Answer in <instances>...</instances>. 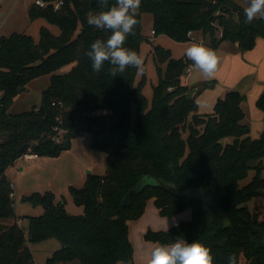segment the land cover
Returning a JSON list of instances; mask_svg holds the SVG:
<instances>
[{"label":"trees","instance_id":"1","mask_svg":"<svg viewBox=\"0 0 264 264\" xmlns=\"http://www.w3.org/2000/svg\"><path fill=\"white\" fill-rule=\"evenodd\" d=\"M42 1L45 7L29 6L28 19L43 20L58 34L42 26L37 41L15 32L0 37V221L15 218L6 170L26 154L56 158L73 139L88 135L91 148L105 155V172L87 175L79 189L68 188L83 208L79 216L68 215L50 192L22 196L43 214L27 218V236L17 223L0 222V264H34L28 244L50 239L60 248L45 264H132L127 222L139 219L150 199L161 217L185 210L191 217L165 231L148 229L145 241L198 242L210 249L213 264H229V257L234 264H264V216L247 206L253 198L264 200V89L255 104L263 113V131L252 139L243 123L244 95L230 90L210 114H198L196 97L215 81L182 84L193 61L154 45L158 80L149 103L142 93L145 75L135 83L137 68L114 76L105 62L97 73L86 55L92 42L112 34L89 25L88 14L107 11L116 0ZM142 14L151 15L153 36L178 43L199 38L212 50L228 42L246 52L264 38V17L246 22L234 0H141L124 45L138 55L140 45L151 42L142 34ZM43 76L49 80L39 105L10 113L17 96ZM249 172L253 177L240 186Z\"/></svg>","mask_w":264,"mask_h":264},{"label":"rangeland","instance_id":"2","mask_svg":"<svg viewBox=\"0 0 264 264\" xmlns=\"http://www.w3.org/2000/svg\"><path fill=\"white\" fill-rule=\"evenodd\" d=\"M234 1L244 10L249 6V0ZM31 2L33 3L34 0H0V37L8 36L15 32L30 35L35 41L38 40L40 23H44V21L39 20L36 23H30L28 19V8ZM141 26L143 36L146 37L149 35L148 38L153 43L145 41L140 45L139 56L142 58L143 64L141 68L138 69L135 83L140 81L143 74L145 75L142 93L150 103L153 87L158 80L155 65L150 54L152 46L159 45L168 49L171 56L175 59L184 57L190 46H188L186 42H174L166 36H153L151 31L152 17L149 14L141 15ZM49 28L53 34H58V29L56 27L49 26ZM67 70L68 69L64 68L61 72ZM48 80V76H43L31 81L26 86L25 91L19 94L14 100L9 112L15 114L37 107L40 102L41 91L47 87ZM134 118L135 107L132 105V124ZM90 144L91 137L84 135L82 138L73 139L70 149L56 158L31 160L22 157L18 160L16 165L9 167L6 175L13 187L12 202L15 218L1 220L0 222L4 225L17 223L23 230L25 236H27V218L38 217L43 214V209L41 207H33L21 201L22 196H27L32 193L41 194L50 192L54 195L56 203L64 202V209L68 215H82L83 208L73 203L68 188L72 186L79 189L84 185L87 175H103L105 172L104 153L92 149ZM253 175V172H249L247 178L239 182L240 186L246 185ZM148 182L154 183L155 181L149 180ZM204 198L207 199L206 196H204ZM247 206L251 211L257 210L262 217L264 216L263 199L253 198L248 202ZM188 211L190 212V210ZM172 219L173 217H161L154 206L153 200L150 199L145 206L142 216L128 223V237L133 249L132 264L144 262L148 252V246L144 244L147 243V241L144 240V235L142 236V233L140 234L139 231L142 230V228H146L145 232L148 229L151 231H156L157 229H162L157 231L168 230L172 227ZM28 247L32 254L34 264H45V261L51 257L53 252L60 248V244L58 241L50 239L36 244H28Z\"/></svg>","mask_w":264,"mask_h":264},{"label":"clouds","instance_id":"3","mask_svg":"<svg viewBox=\"0 0 264 264\" xmlns=\"http://www.w3.org/2000/svg\"><path fill=\"white\" fill-rule=\"evenodd\" d=\"M140 3L141 0H116L115 6L107 11L88 14L89 25L99 30H111L112 33L106 41L97 39L92 42L86 52L93 71L101 72L105 62L112 66L114 76L125 72L129 67L141 68L142 58L134 50L124 46L137 24L136 15ZM244 11L246 22L264 17V0H249V6ZM186 55L205 78L214 77L218 57L213 50L202 45H193L187 49ZM213 261L214 257L206 246L198 242L177 239L170 245L155 247L151 252L149 264H213ZM229 264H234L232 257H229Z\"/></svg>","mask_w":264,"mask_h":264},{"label":"crops","instance_id":"4","mask_svg":"<svg viewBox=\"0 0 264 264\" xmlns=\"http://www.w3.org/2000/svg\"><path fill=\"white\" fill-rule=\"evenodd\" d=\"M31 4L32 2L30 5ZM37 21L39 20L34 21V23ZM42 26H47L49 28V25L45 22L40 23V27ZM148 36L146 37L148 38ZM196 39L197 42H186L187 45L190 47L193 45H202L210 49L205 46L199 38ZM213 51L218 57L217 69L214 77L210 79L205 78L202 72L194 66L193 62V64L188 68L186 74L181 78L182 84L191 87L202 81H215L213 88L203 90L196 97L198 114H210L213 111V107L217 99L223 98L230 90L238 91L240 94L244 95L245 101L241 104V109L244 113L243 123L249 127L250 137L252 139L258 138L263 131V113L256 107L255 104L264 89V38H257L254 48L246 52L239 51L236 45L228 42H223L216 50ZM184 57L190 59L186 54ZM40 159L41 158L36 157L31 160ZM17 162L18 160L14 165H16ZM190 217L191 211L189 212L186 210L181 213V215L179 214L173 217L171 225L174 226L179 222L189 221ZM129 222H127L128 236ZM145 229L146 228H142V230L139 231L140 234L142 233V236L145 234ZM144 244L148 246L147 255L144 262L137 264H149V261L151 260V251L155 247L161 246L152 242Z\"/></svg>","mask_w":264,"mask_h":264},{"label":"built area","instance_id":"5","mask_svg":"<svg viewBox=\"0 0 264 264\" xmlns=\"http://www.w3.org/2000/svg\"><path fill=\"white\" fill-rule=\"evenodd\" d=\"M35 5H37V6H39V7H45L46 5H47V3H45L44 1H42V0H34V2H33ZM59 5H60V1H56V2H54V3H52V6H53V9L54 10H56L58 7H59ZM154 33H153V31H152V35H153ZM187 36L190 38V39H192V34L189 32L188 34H187ZM25 159H33V158H36V156L35 155H33V154H26V155H24L23 156Z\"/></svg>","mask_w":264,"mask_h":264},{"label":"water","instance_id":"6","mask_svg":"<svg viewBox=\"0 0 264 264\" xmlns=\"http://www.w3.org/2000/svg\"><path fill=\"white\" fill-rule=\"evenodd\" d=\"M195 91H196L195 89H192V90L189 92V96L192 97V96L194 95Z\"/></svg>","mask_w":264,"mask_h":264}]
</instances>
